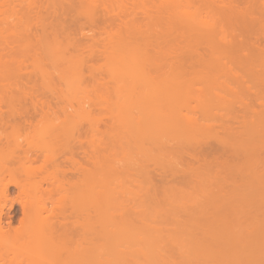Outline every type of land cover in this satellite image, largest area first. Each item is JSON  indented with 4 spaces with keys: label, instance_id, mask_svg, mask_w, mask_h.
I'll list each match as a JSON object with an SVG mask.
<instances>
[{
    "label": "rangeland",
    "instance_id": "obj_1",
    "mask_svg": "<svg viewBox=\"0 0 264 264\" xmlns=\"http://www.w3.org/2000/svg\"><path fill=\"white\" fill-rule=\"evenodd\" d=\"M2 1L3 5H1ZM2 1L0 2V105L3 104V101L6 102L10 97H13L12 95L18 91L15 90L17 88L16 85H19V83L20 85L24 84L25 78L26 82H28L27 86H36L37 89L40 88L39 93H34L33 91L37 90L32 88V92L35 95H29V98L32 97L31 103L33 99L36 101V97L39 96V99H44L46 102L50 100V102H52L51 105L55 108L54 111H56L55 114H52V121L49 119L40 121V117L38 116L39 118L37 117V119L34 120L35 124L33 128L19 129L18 131H16V129V132L8 128V135L6 137L1 136V133H4L5 130L1 128L2 132L0 131V136L2 138L0 140V148L22 145L25 149L42 148L44 150L45 156L40 158V160L30 163L32 168H36L33 177L31 176L32 181L40 180L46 177L48 172L52 174L54 173L52 171L55 170L57 176L61 178L63 176L59 169L72 165L71 163L65 165L67 164L65 163L59 168L56 166L58 163L62 162L64 155L63 153L61 155L57 153L60 156L56 155L55 157L52 155L53 150L58 149V144H60L55 143L50 134L54 130L53 125L55 123L58 124L59 121L64 120L63 118L68 115L70 119L74 118L77 121L80 120V129H85L87 127V120L97 122L101 118L102 120L100 121L104 120V124L99 122L100 124L97 126L99 127V132H97L98 134L95 132L97 135L94 133L95 136L98 137L94 139V147L100 149L95 150L94 148V151L97 152H94L95 158L96 160L98 158L100 160L97 161L99 162L97 163V167L105 164L102 167H98V171L95 169V173H97L94 179L93 189L97 197L94 208L98 220L96 227H102L99 219H103L106 213L110 212L112 218H110L106 224L111 228L125 229L124 237L114 241V243L118 244L119 248L126 252V257H128L129 261L132 262L134 255L131 253L134 251L137 252V256L140 259L143 261L147 260V264H264V112L260 114L251 112L256 104L255 109L258 110L259 107L260 110H262V108L264 109V104L262 106V104L258 103L263 96L259 97L255 94L260 98L259 99L254 94L246 95L245 93H247V91L244 92V94L242 93L244 95H242V97L240 96L241 92L237 94L240 97L236 95V100L234 99L236 96H231V100L234 99V103L236 104L237 102V106H239L238 102L243 103V100L244 103L249 102L250 104L258 100L256 104L250 105L248 110L250 108L251 110H249L250 112L248 115L246 114L248 110L247 112L245 111L246 113L244 111L241 112V107L238 109L236 106L237 110L240 112L231 111L235 113H233V116L230 115V110L228 111V109L224 108L227 105L224 106V103H221L222 101H216L217 97L211 94L210 96L200 95L202 90L199 91V87L203 84L199 80L191 79L192 83H190V89L183 86L176 89L177 85L175 86L176 79L174 74L176 71L173 67V62L175 61L173 57L176 54L175 51L178 48L183 51H188L190 48L192 49L199 34H203L206 30L208 31V27L213 26L210 25V23L212 24V22L215 23L216 21V19H214L215 16L217 19L221 18L219 16L220 14L213 15L216 11H214V13L212 12V8L209 6L210 4L206 5V2H200V0H34L36 4H34L33 0V3H30L31 0H28V2L30 1L29 3H27V0ZM214 1L213 4L217 2V0ZM252 1H254L258 7H256L257 9H259V7H264V0H251V2ZM248 3L249 2H247V4ZM44 4L48 8L45 7ZM240 5L242 7V3ZM219 6H221V3L218 4V6L216 4L217 8ZM213 7L215 6L213 5ZM262 9L264 10V8ZM259 10L256 12L258 13ZM257 13H254V15ZM260 15L258 16L257 14L258 17H260ZM43 17L45 18L43 19ZM261 20L263 19L261 18ZM220 23L222 22L220 21ZM215 25L217 26V24ZM215 25L213 27H216ZM262 28L264 29V26H262ZM257 30L259 31L258 28ZM262 31L260 29L259 33ZM220 32L222 31H219V33ZM219 33L217 36H219ZM173 50L174 52H172ZM36 52L39 55H35ZM167 53H172V55L173 53L175 54L173 57H170ZM87 55L93 56H89V58ZM35 60L38 62H35ZM262 60H264V58ZM262 63L259 67L264 69ZM19 68H22V74ZM39 68H41L40 71ZM91 69L93 70V75L91 74ZM263 69L262 71L264 73ZM173 70L175 72L174 74ZM24 71L25 73L27 72L26 74H28V76L25 75L29 77V81L24 75ZM18 72L22 76L18 74ZM28 72L32 73L30 74L32 76H30ZM42 75H44L45 78ZM41 78H44L43 82ZM101 78L103 79L102 81ZM99 79L100 82L97 84ZM44 82H46V85ZM29 83L31 85L34 83L35 86H31ZM24 85L26 87V83ZM24 85H22V87ZM30 87L29 90L31 91ZM24 89L25 88H23L22 93ZM44 89L45 91H49L44 92ZM41 90L42 92H40ZM19 92L21 93L20 90ZM44 93L45 96L43 95ZM262 94L264 95V92ZM214 95L216 96V94ZM211 96L214 98H211ZM29 98H24V100L28 101L30 100ZM240 98H242V100ZM223 99H225V97ZM263 99L261 101H263ZM53 102L56 104L54 105ZM160 105L162 109L160 108L161 110L159 113V110L156 109L157 107L159 109ZM2 106V111H8L7 105L3 104ZM153 107L156 109H153ZM30 108L32 109V107ZM225 109L229 113H227ZM237 113L239 115L242 114L244 117L238 116L239 119L235 118L237 117ZM161 114L164 116L163 118L166 119L167 117L169 122L165 119H160L164 124H159L160 121L158 122V120ZM227 114H229V116ZM150 115L152 122L147 123L144 118L148 119L147 116ZM155 115L159 117L157 120ZM224 116L228 117L226 118ZM182 117L187 120L189 118L198 119V121H205L206 123L208 122L207 118L211 119L212 117V119L209 120V124L210 122L212 123V121H215L217 124L216 126L210 124V126L213 125L211 127L212 129H210L209 126V128L203 129L202 124L205 122L198 125L201 122L196 121L199 127L196 128L199 130L197 132L194 131L199 141V138L203 137L205 141L202 140V142H207L206 140L208 138L211 141H209L210 146H206L207 149L204 147L206 151L204 152V149L202 150V152H204L203 154L207 152L205 158L202 157L204 156L202 154L200 157L204 158L203 161L207 159L206 165L210 164V166H212L209 168V165L206 166L205 163L200 160H198L200 164L195 162L198 164L197 167L201 166V170L203 169V164L207 167L204 168L205 174L209 171L213 172L211 174L209 172L206 175L209 177L210 187H204V185L200 183L198 186L197 182L199 181L197 179L194 184L192 183L194 181L190 179L191 177L188 179L187 176L185 177L187 181L189 180V183H186L185 180H183V172H179V169L184 166L181 167L180 164L176 165L179 159L177 162H175L176 159L175 161H173V159V162L171 159L170 161L168 160L173 156L171 155L172 151L170 153L171 157L167 155L169 153H166V156L163 155L165 153H163L162 150L159 152L156 151V149H158L157 146H161L159 142V145L156 144L157 146L154 143L155 141L152 142L153 140L151 142L154 145L151 142L145 145L147 148H152V146L156 147L153 149V153L150 151L151 148L149 151L146 149L148 151L147 153L143 150L146 148H144V143L146 144L151 136L147 134V131H144L147 128L142 129L143 126H139L138 118H142V120L146 121L144 122V124H147L146 126L151 124L150 126L153 128L150 129L153 130H155L154 122H158L155 126L162 133L160 132V134L157 129L155 131H158L159 136L162 137L161 135L164 133L165 136L167 135V130L170 128L172 129L174 124L179 125L184 122L186 125H188V123L191 125V122H188ZM225 119H232V121L230 120L232 123H229L230 121L223 122ZM112 122L114 128H112L109 133L108 131L106 133L104 131L106 130V123ZM166 122L173 123V125L171 124L172 127ZM226 122L229 123L230 131L233 129L234 133L235 131L238 132L235 134L233 132L226 133V128H228L224 127V123ZM184 123L182 124L184 125ZM207 125L205 124V126ZM111 126L113 127L112 124L110 127ZM222 126L225 132L221 131V129L223 130ZM140 127L146 132V138L139 135L137 137L135 134L140 132L138 131ZM175 127H173L174 130L178 128V126L177 128ZM180 127L181 125H179V130ZM183 127L185 128V126L181 128L183 129ZM214 127L219 131V133H216L220 135V138L227 140L228 145L230 144L229 147L225 146L227 143H225V145L217 143L219 138L216 135L212 136L210 134L211 130H215ZM95 129L97 128L95 127ZM149 131L148 132L152 134L156 133L155 131L153 133L152 130ZM132 133H134V135H132ZM142 133L140 135H142ZM212 133H215V131ZM231 133L233 135H230ZM173 135L175 136V134ZM173 135L171 136L173 137ZM153 136L154 135H152V137ZM167 137L168 141L169 136ZM173 138L175 139V137ZM158 139L164 142L161 138L158 137ZM225 140H223V142H225ZM178 141H180V139ZM220 141L222 143V140ZM174 142L177 143L176 140H174ZM150 143L151 146H149ZM169 143L172 144L170 141L168 144ZM184 143L182 144L184 145ZM118 144L120 145L119 147ZM114 145L118 148L116 147L115 149ZM165 145L163 143V146ZM184 146L183 148H185ZM171 147L174 148L175 146ZM167 148L163 150H167ZM227 148L228 152H232V154L235 152V154L230 156V153L227 152ZM224 149L226 150L225 152L223 151ZM119 150L120 152L118 153ZM138 150L140 151L138 152ZM154 150L157 154L154 153ZM208 150H210V152H208ZM19 153L20 151L15 148L11 155L13 159L10 158L11 156L8 157L7 155L8 158H5L4 155L1 156L0 154V164L4 162L8 164L10 168L13 167L14 163L16 164V157ZM137 153H140V155ZM159 153H161L163 157L159 156ZM212 153L216 156L218 161L220 158L221 163H224L220 165L221 163L216 161ZM106 154H108V156ZM127 154L129 155L128 157H126ZM103 155L107 156L109 160ZM178 155H180V153ZM79 156L80 155H76V158L80 161H84L83 155H81L82 157ZM100 156L105 159L107 158L106 160L109 162L104 158L101 159ZM113 156L114 158H112ZM208 156L211 160H209ZM129 157H131V159L134 157L135 159H133L135 161L139 159L138 164L143 165L142 163L144 162L147 166L149 164V167L156 169V171L158 168H161L162 170L159 169L158 171L159 175L160 173L164 174L165 170L167 176L164 175V178H166V181L162 180L165 184V186H163L164 190L161 186H158V183L164 185L158 174L154 173L156 179L150 176L151 180L149 181L151 184L148 183V180L142 176L141 178V174L139 175L136 171L142 169V171H139V173H142L150 168L147 169L145 166L144 170L141 167L140 169L139 165L136 164L137 162L133 164V159L130 160ZM222 157L223 161L221 159ZM226 157L229 158V160H227ZM232 158L234 160H232ZM110 159H113L112 161H115V163L111 164L112 161H110ZM224 160L226 163H229L231 160V167L235 164L234 168L230 170V167L226 166L228 163L225 164ZM181 161L182 160H180V162ZM193 161L194 160H192V162ZM208 161L210 162L208 163ZM158 162L159 164L163 162L161 165L162 167L157 164ZM215 163H218L220 166ZM27 164L29 165V163ZM116 164L117 167L114 166ZM181 164L183 165V163ZM251 164L252 166H250ZM130 165L131 167L135 165L139 169L136 170L137 167L130 168ZM118 167L120 168L118 169ZM125 167L126 169H124ZM185 168L186 166L181 170ZM50 170H52V173ZM116 170H118V173ZM124 170L125 172L122 173ZM214 172L215 176H217V180L216 178L214 180ZM131 173H137V176L134 174L130 175ZM77 174L78 173L73 176L72 173H69L70 180H79L81 177L78 179L76 176L80 174ZM171 174H174V177H179L177 180L176 178L173 179V176H170ZM24 177L26 176L23 172L20 173L15 171L14 173L5 168L0 169V210L5 204L4 211L6 214L3 216V221H5L3 226H5L4 228L10 229L11 232H19L25 229V227H27L26 225H29L31 222V219L28 217L21 221L23 216L21 213V204L15 201L20 199V197L23 200H27L30 194L21 193L14 185H11L8 190L3 192V187L5 183L15 178L22 179ZM167 178L169 179L167 180ZM212 179L215 183L212 182ZM175 180L179 183V185L177 184L178 186L175 185ZM183 184H185V186ZM186 184L188 185L186 186ZM55 185L56 184L53 186L55 187ZM170 185H175L174 190L176 191H174ZM41 186L42 189L40 188L41 191H39L38 194L41 197V203H39V205H46L47 207L46 211H42L43 215H47L51 211H61L62 209L58 208L57 205H61L63 202L61 199H64L68 192L71 196L70 192L72 190L70 191V189H68L69 191L66 193L62 188L61 190L56 189L57 191L53 190L51 195H49V189H53L52 184L50 185V182H43ZM65 186H67V189L69 184H65ZM85 187L87 186H83L81 182V186L79 187L81 188V193L85 192ZM200 189H203V191ZM78 192L79 195H82L80 194V190H78ZM51 196L54 201H50ZM150 196L156 199H152ZM211 197L216 198L210 199ZM66 198L67 199L64 201H69L72 196L71 198L69 196ZM59 200L62 202L60 203ZM209 201H211V204H209ZM63 203L66 205L65 203H67V201ZM11 205L12 207H10ZM8 213L9 215L13 213L14 217H16L14 218L15 221H13V224L10 226L11 228H8V223L6 224V222L9 221ZM30 225L33 227V223H30ZM30 225L26 228L27 230L30 229ZM12 242L18 243L22 241L3 240L2 243L0 241L4 246L0 249V252L1 250L2 252H6L8 247L7 244ZM2 259L3 258L0 257V262H2ZM131 262L129 263L131 264Z\"/></svg>",
    "mask_w": 264,
    "mask_h": 264
},
{
    "label": "bare ground",
    "instance_id": "obj_2",
    "mask_svg": "<svg viewBox=\"0 0 264 264\" xmlns=\"http://www.w3.org/2000/svg\"><path fill=\"white\" fill-rule=\"evenodd\" d=\"M202 1L206 2V5L210 4L209 6L212 8V12L214 13V11H216L213 15H215V14L219 15L220 14L219 16L221 18L217 19L216 16H215V18L213 17L214 19H216V21H215V23H213V22H212V24L210 23V25L214 26L215 24H217V26L215 25L216 27H213V26L209 25L210 27H208V31L206 30L203 34L200 33L199 37L196 38V41H195L192 49L190 48L188 51L187 50L183 51V50H179V48H178L175 51L176 54L173 53V55H172V53L171 54L167 53V54H169L170 57H173L174 54H175V56L173 57V59L175 60L173 62L174 63L173 67H174V70L176 71V73L173 70V74L175 73L174 77L176 79V81H175V83H176L175 86L177 85L176 89L180 88L182 86L187 88V89H190L191 88L190 83H192L191 79L199 80L203 84L201 87H199V89H200L199 91L202 90L201 91L202 93L200 95L203 94L202 96H204V95H207V96L209 95L210 96V94H211L212 96L217 97L216 101H222L221 103H224V106L227 105L224 108L228 109V111L230 110L229 111L231 113L230 115H233L234 112H240V111L241 112H243V111L247 112V110L250 107V105H254V103L256 104L258 102V100H257V102H254L253 104H250L249 102H245L244 103V100H243V103L238 102L239 106H237L236 105L237 102L235 104L234 103L235 102L234 99L235 100L237 99V96H238L237 94H239L240 92H241L240 96L242 97V95L246 91L248 93V94L245 93L246 95H251V94L255 95L256 94L259 97L263 96V98H264V95L262 94L264 92L263 91L264 90V73L262 71L263 68L261 69L259 67L261 65V63L264 62V60H262L264 58V32H263L264 29L262 28V26H264V21H263L264 20V10L262 8H264V7H259V9L261 8L262 10L261 9L260 10L257 9L258 7L254 3V1H252L253 2V5H252L251 0H247V1L246 0H222V1L219 0L221 2H219L217 0L218 3L216 2L215 4H213V2H215L214 0H208V1L207 0H200V2H202ZM8 2H9V0H8ZM29 2L27 0V3H29ZM33 2H34V0H33ZM33 2L31 0L30 3H33ZM247 2H249L250 4L249 3L247 4ZM220 3H221V6H219L217 8L216 4L218 6V4H220ZM239 3L240 4L242 3V7H241V5ZM34 4H36V3L34 2ZM1 5H3V1H2ZM213 5L215 7H213ZM39 6H40V4H39ZM44 6H45V4H44ZM45 7H47V6H45ZM252 7H253V9H252ZM257 10H259L258 13L256 12ZM43 11H45V10H43ZM46 12H47V10H46ZM49 13H51V12H49ZM254 13H257L258 16L260 14L261 15H260V17H258L257 14L254 15ZM37 15H38V13H37ZM40 15H43V14H40ZM45 15H47V14H45ZM48 15H50V14H48ZM50 16H52V15H50ZM45 17H43V19ZM56 18H57V16H56ZM261 18L263 20H261ZM219 20L222 23H220ZM218 26H220V27H218ZM211 27H213V28H211ZM259 27H261V28H259ZM219 28H221V29H219ZM257 28L259 29V31H260V29H261V31L263 29V31L259 33ZM215 29H217V30H215ZM213 31H214V33H213ZM219 31H222V32L219 33ZM211 32H212V34H211ZM218 33H219V36H217ZM221 33H223V34H221ZM217 38H219V39H217ZM36 47H37V45H36ZM172 52H174V50ZM164 54H166V53H164ZM35 55H39V54H37V52H36ZM91 56H93V55H91ZM84 60H85V58H84ZM36 61L37 60H35V62ZM262 64L264 65V63H262ZM40 69L41 68H39V71H40ZM19 70H21L20 72L22 74V68L21 69L19 68ZM25 71H30V70H25ZM25 71H24V75L27 73V72L25 73ZM89 71H90V69H89ZM92 71L93 70L91 69V72ZM31 72H32V70H31ZM41 72H42V70H41ZM18 74H20V73L18 72ZM30 74H32V73H29V75ZM91 74L93 75V72ZM26 75L28 76V74H26ZM30 76H32V75H30ZM42 76H44V75H42ZM44 78H45V76H44ZM44 78L43 79L41 78L42 82H43ZM91 78H93V77H91ZM27 80L29 81V77H27ZM102 80L103 79L101 78V81ZM24 81L26 83V87L24 85L25 84L24 82H21V83H24V84H22V85H24L23 87H22V85H20V83H19V85L17 84L18 86L16 85V87L18 89L16 87H14V88H16L15 90H18V91H16L17 96H16V93H14L12 95L14 98L10 97L11 98V99L9 98L10 101L8 100L6 102H4V101L2 102L3 104L7 105L6 107H8V111H6V112L2 111V107H3L2 105L3 104L0 105V109H1L0 110V131L2 132V130L5 129L4 133H1L2 135L0 134L1 136H5L6 137L8 135V133H7V129L8 128H10V129H12L14 131L16 129H17L16 131H18L19 129L20 130L21 129H28V128H31V127L33 128L34 124H35L34 120H36L38 116L40 117V118L38 117L40 121H42V120L45 121V120H48V119L50 121H52V118H51L52 114L56 113V111H54L55 108H53V106L51 105L52 102H50V100H49V102H46V100H44V99L43 100L39 99V96H38V97H36L37 100L34 101L35 99H33L32 103H31L32 97L31 98H29V97L30 96H34L35 92L39 93V89L40 88L37 89V87L35 86L34 83H33V85L36 87V89H35V87L27 86L28 82H26L25 78H24ZM98 82H100V79H99V81H97V84H98ZM30 83H29V85H31ZM44 83L46 85V82H44ZM33 85H31V86H33ZM102 85H101V87H102ZM27 87H28V89H27ZM29 87H30L31 91L29 90ZM42 87H45V86H42ZM23 88H25L26 90L24 89V91L22 93ZM32 88H34V90H37L38 92L37 91H33ZM19 90L21 91V93L19 92ZM46 91H49V90H46ZM46 91L44 89V92H46ZM40 92H42V90ZM214 94H216V96ZM37 95H39V94H37ZM43 95L45 96V93ZM212 96H211V98H214ZM227 96H228V98L229 97L230 98L228 99ZM231 96H233V97L236 96V98L231 100ZM240 96H238V97H240ZM258 96H256V97L259 98ZM19 97H20V99H19ZM27 97L30 100H28V101L24 100V98L26 99ZM224 97H225V99H223ZM218 98H219V100H218ZM250 98L252 99L251 96H250ZM250 98H248V99H250ZM263 98H261V100ZM240 99L242 100V98H240ZM261 100H259L258 103L262 104V106H263L264 99H263V101H261ZM29 101H30V104H29ZM228 101H230L231 103L228 102ZM27 102H28L29 105L27 104ZM55 104L56 103H54V105ZM259 104H258V106H259ZM233 105H234V107L237 106L238 109H239V107H241L240 109H242V110L238 111L237 107L235 109H233L234 108ZM256 105H254V108L252 106L253 109H252L251 112L252 113H256V114L257 113L260 114L261 112L263 113L264 109L262 108V110H263L262 111V110H260V107H259L258 110H257V109H255ZM29 106L32 107V109ZM229 107H231V108H229ZM160 108H161V105L159 106V109H158V107H157V109L153 107V109L159 110V113H160V110L162 109V108L161 109ZM226 109H225V111L227 112ZM29 110H32V111H29ZM233 110H234V112H231ZM249 110H251V108ZM249 110H248V113L245 112L247 115L250 112ZM229 112H227V113H229ZM227 115L229 116V114H227ZM155 116H156L155 118L157 120V118H159V117H157V115H155ZM161 116H162V114H161ZM161 116H160L158 122L160 121V119H165V118H163L164 116H162V117ZM222 116H223V114H222ZM228 116H224V117L227 118ZM238 116L244 117L242 114L239 115L237 113V117H235V118H238ZM142 118H144V117H142ZM142 118H138V121H139L138 124H140L139 126H141V127L143 126L142 129H144V128L146 129L147 128L148 130L146 129L144 131H147V134H150V136H151V138L149 140L147 139L148 140L147 143L146 144L144 143V148L146 147L145 145H147L148 142H151L152 140H153L152 142L155 141L154 142L155 145L158 144V142H159V144H161V146L159 144H158L159 146L156 145L157 148H158V149H156V151L159 152L160 150H162V152L165 153V154H163L162 152L161 153L163 155H165V156H166V153H169V154H167V155H169V157H171V155H173L171 158L168 159L169 161H170V159H171V161L173 159H174L173 161H175V159H176L175 162H177V160L179 159L178 160L179 162H180V160H182V161L180 163L177 162L178 164L176 163V165L180 164L181 167L182 166H184V167L186 166V168L184 170H181L184 167L179 169L180 170L179 172H181V171L183 172L182 173L183 174L182 176L184 177L183 180H185L186 183L187 182L189 183V180L187 181L185 176H187L188 179L191 177L190 179L192 181H194V182H192V181H190V182H192L194 184L196 182L195 180L197 179L199 181V182H197L198 186H199V183L201 185H204V187L205 186L208 187L209 185H211L210 184V180L208 179L209 177H207L206 175L210 172L209 168L212 165L210 166V164H207V165H209V168H208L209 172L206 171L207 174H205L204 168H207V167H205L207 159H206V161L205 160L203 161V159L205 158V155H207L206 154L207 152L205 154H203V153L207 149L206 146H208V145L210 146L209 143L211 141L208 138L209 140L207 139L206 140L207 142H202V140L205 141V139H203L204 137L203 138H199L200 139V141H199L198 137H196L197 135L195 136V132L194 131L197 132L199 130V129L196 128V127H198L197 126V122H196V121H198V119L195 120V119H190L189 118L190 119V121H189V119L187 120L186 118L182 117L183 119H186L188 122H191V125H189L188 122H187L188 125H186L184 122H182V123H184V125L181 122H180L181 124H179V122H178V124L181 125V127L185 126V128L183 127V129L180 127V130H179V125L174 124L176 126L175 127L173 125V123H167L166 122L170 126L172 124L173 127L177 128V126H178V128L175 129L176 130V132H175L174 128L171 126L173 130L171 128L168 129L167 133H166L167 135L165 136L164 135L165 133H164V134L161 135L162 137H160L159 134H158L159 130L155 126L158 122L157 123L154 122V127H155L154 129L158 130L156 132L155 130L150 129V128H153V127L150 126L151 124L149 125L150 127L146 126L147 125L146 123L144 124V122H146V121H147V123H151L152 122L151 115L147 116L148 119L144 118V120H146V121L142 120ZM63 119L64 120L60 119L62 121H59L58 124L55 123L53 125L54 130H53V132L50 133L51 136H52V140L55 143H60V144H58L60 149L58 148V149H54L53 150V152H52L53 157H55L56 155L60 156L62 153L64 155L63 159H62V162L58 163L57 165L55 164L57 166V168H59L61 165L65 164V163H67L65 165H68V163L72 164V165H69V167H66V168H63V169L62 168L59 169L62 172V176H63L61 178H59L57 176V174H56L57 172H55L56 170L55 171L50 170V172L52 171L54 173L51 172L52 174H49V172H48L46 177H44V178H42L40 180L32 181L33 173L36 170V168H32L30 163H32L33 161H36V160H40V158L45 156L44 150L42 148H33V149L32 148H30V149L27 148V149H25L24 147H22V145H18V146L14 145L15 147L11 146L10 148L7 147V146L3 147V148H0L1 156L4 155L5 158L7 157V155H8V157L11 156L12 153L14 152L15 148H17L18 151H20V153L16 157V161H15L16 164L14 163L13 167L10 168L8 166V164H5L4 162H2L0 164V169H4L5 168V169H8V170H11L14 173H15V171H18L20 173L23 172L26 177H24L22 179L15 178L14 180L5 183L4 187H3V192L8 190L11 185H14L15 187H17L19 189V191L21 193L30 194V196L28 197L27 200H23L20 197V199L15 200V201L19 202L21 204L22 212L21 211L20 212L23 214V216L21 218L22 219L21 221H23V219L28 217L29 219H31L30 223H33V227L31 226L32 224L30 225V223H29V225H30V229L29 230L26 229L27 227H29V225H26L27 227L24 226L25 229H22L19 232L18 231L11 232L10 229L4 228L5 226H3L4 222H5V221H3L4 220L3 216H4V214H6L5 211H4L5 204L1 207V210H0V241H1V243H2L3 240H6V241L7 240H17V241H22V242L8 243L7 244L8 247L6 249L7 251L6 252H2V250H1V252H0V257L3 258L2 262H0V264H130L129 262H131V261H129L128 257H126V252L124 250H121L119 248L118 244L114 243V241L121 239V237H124V234H125L124 230L125 229L122 230V229H117V228H111V227H109V225L107 226V224H106V223H108L109 219L112 218L111 213L110 212L106 213V215H105V217L103 219H101V220L99 219V221L101 222V226H102L101 228H98V226L96 227L98 220L96 218V214H95V209L94 208H95V205H96L97 197H96V194L94 193V189H93L94 182H95L94 179H95V176H96V173H97V172L95 173V171L97 170L98 167H102L105 164H102L101 166L97 167V163H99L97 161L99 160V158L97 157L98 155L96 156L98 159L96 160V158H95V153H97V152L94 151V148H95L94 147L95 146L94 145V143H95L94 139L98 138L97 136H95V134L97 132H99V130H98L99 127H97L100 124L99 122L104 124L103 123L104 120L100 121V120H102L100 118V120H98L97 122L95 121L96 123L93 120H87L86 121L87 127L85 129H80V123H81L80 120L77 121L74 118L70 119L68 117V115L65 118H63ZM139 119H141V120H139ZM169 119H170V117H169ZM207 119H208V122H207L208 125H207V123L205 121H204L205 122L204 123V122H201L200 120L198 122H201V123L198 124V125H201L202 123H204V124H202L203 125V129H206L208 126L210 127V129H212L211 127L213 125L214 126L217 125L215 123V121H212V123L210 122V124H213V125L210 126L209 120H211L212 117H211V119H209V118H207ZM149 120H151V121H149ZM165 120L168 121L167 117H166ZM217 120H218V118H217ZM230 120L232 121V119H230ZM230 120H226L225 119L223 122L230 121ZM174 121H175V119H174ZM231 121L229 123H232ZM161 123L164 124V122L160 121L159 124H161ZM174 123H176V122H174ZM229 123L226 122V123H224L225 125L223 124L225 128L228 127V128H226V133H230V132L234 133L233 129H232V131H230ZM109 124L110 125L112 124L113 127L112 126L110 127ZM205 124L207 126H205ZM106 125H107L106 126V130H104V131L106 133L108 131V133H109L110 130H112V128H114V124L112 122V123H106ZM95 127L97 129H95ZM141 127L138 130L140 132L139 133L137 132L138 134L137 133H135V134L137 135V137L139 135V136H142V137L146 138L147 134H145L146 132H144L141 129ZM224 127L222 126L223 130L221 129V131L225 130ZM1 128H2V130H1ZM194 128H195V130H194ZM214 129L213 130L215 131V133H212L214 131L211 130L210 134L212 136L216 135L219 138L217 143L225 145V143H227V140H225L223 138H220V135L217 134V133H219V131L216 130L215 127H214ZM96 130H98V131H96ZM149 130H152L153 133L155 131L156 133H154V134L149 133V132H151ZM160 132L161 131H159V133ZM173 132H175V133H173ZM237 132L238 131H235V133H237ZM141 133H142V135H140ZM151 134L154 135V136L152 137ZM168 134H170V135H168ZM173 134H175V136ZM132 135H134V133H132ZM155 135H156V138H155ZM171 135H173V137H175V139ZM230 135H233V134L231 133ZM1 136H0V140L2 138ZM163 136H165V137H163ZM167 136H169V140L168 141H167V138H168ZM95 137H97V138H95ZM158 137L161 138L164 142H161L158 139ZM217 137H215V138H217ZM139 138H141V137H139ZM171 138H173V139L170 140ZM178 138L180 139V141H178L179 140ZM174 140H176V142L177 143L179 142V143L178 144L175 143ZM186 140H188V141H186ZM220 140H222V143H221ZM223 140H225V142H223ZM169 141L172 142V144L171 143L168 144ZM61 142H62V144H61ZM96 143H97V141H96ZM151 143H150L149 146H151ZM163 143H164V145L166 143V145L163 146ZM182 143H184V145H188V144H190V145L184 146ZM181 144H182V146H181ZM116 145H117V142H116ZM136 145H138V144H136ZM179 145H180L181 148L179 147ZM229 145L227 143V145H225V146L229 147ZM119 146L120 145L118 144V147ZM171 146H175V147L173 148ZM183 146L185 148H183ZM61 147H63V148H61ZM116 147L117 146H115V149H116ZM153 147L154 146H152V148L150 147L151 149L146 147L143 150H145L146 152L145 151L144 152L147 153L149 151V149H150L151 153H153V149L156 148V147H154V148ZM167 147H169V148H167ZM204 147L206 149H204ZM164 148H167V150L166 149L163 150ZM176 148H177V150H176ZM96 149L100 150L98 148H95V150ZM120 150L118 151V153L120 152ZM143 150H142V152H143ZM175 150L178 151V152H176ZM202 150L204 152H202ZM211 150H212V148H211ZM115 151H117V150H115ZM139 151L140 150H138V152ZM164 151H168V152H164ZM171 151H172V154L170 155ZM223 151L225 152L226 150L224 149ZM208 152H210V150H208ZM227 152H228V148H227ZM57 153H59L60 155L57 154ZM134 153H133V155H134ZM154 153L157 154V152H155V150H154ZM161 153H159L160 154L159 156L163 157V155ZM179 153H180V155H178ZM228 153H230V156L235 154V152H233V154H232V152H228ZM125 154H126V150H125ZM137 154L140 155V153H137ZM201 154L204 155V156H202L204 158L200 157ZM76 155H80L79 157H82L81 155H83V158H84L85 162L83 160H81V161H83V162H81L79 159H77ZM106 155L108 156V154H106ZM133 155H131V156H133ZM225 155H227V154H225ZM103 156H105V155H103ZM107 156H105V157H107ZM114 156L112 158H114ZM128 156L129 155L127 154L126 157H128ZM177 156H179V157H177ZM57 157H56V159H57ZM100 157H101V159L104 158L102 156H100ZM211 157H213V156H211ZM227 157H229V156L227 155ZM10 158L13 159V156H11ZM83 158H81V159H83ZM129 158H130V160H132L134 157L132 159H131V157H129ZM157 158H159V157H157ZM214 158L216 159V161L218 163H221L219 157L218 158H219L220 162L217 160L215 155H214ZM229 158H227V160H229ZM134 159H133L134 162L132 161L133 164H135L137 162L136 164L139 165V168L141 167L144 170V168L146 166L147 169H149V168L150 169L146 170V172L143 171L142 173L141 172L139 173V171H142L141 168H140L141 170H138V171H136V170L139 169V168L137 166H135V165L134 166L132 165V167L130 165L129 166L130 168H133V167L136 168L137 167L136 170L135 169L134 170L136 172H138L139 175L141 174L140 177L141 176L143 178L145 177L148 180V181L146 180L148 183H150L149 180H151L150 176H153V177H155L154 179H156V175L155 174H158V171L161 168H158L157 171H156V169H154L152 167H149V164L147 166V164H144L145 163L144 162V163H142L143 165H141V164H138L139 159H137L136 161ZM191 159L194 160L193 161L194 163L198 162L199 164H200V162L198 160L203 161L205 163V165L203 164V167H202L203 169L201 170V166L197 167L198 164L195 163L196 164L195 165L192 162ZM221 159L223 161V157ZM107 160H109V158ZM112 160L110 159V161H112ZM209 160H211L210 157H209ZM232 160H234V159L232 158ZM143 161H144V159H143ZM95 162H96V164H95ZM107 162H109V161H107ZM209 162L210 161H208V163ZM231 162L232 161L230 160L229 163L227 162L228 165H226L227 167H230V170L232 168H234V166H235V164H233L232 167H231V164H232ZM27 163H29V165ZM113 163H115V161H112L111 164H113ZM181 163H183V165ZM184 163H185V165H184ZM218 163H215V164H218ZM223 163H221L220 165H222ZM227 163L225 161V164H227ZM157 164H159V162ZM162 164H163V162H162ZM162 164H159V165L161 166ZM65 165H64V167H65ZM107 165H108V163H107ZM155 165H156V163H155ZM201 165H202V162H201ZM220 165L218 164V166H220ZM114 166L117 167V164L114 165ZM226 166H224V167H226ZM250 166H252V164ZM119 168L120 167H118V169ZM178 168H179V166H178ZM115 169H117V168H115ZM124 169H126V167ZM153 169H154V171H153ZM37 170H38V168H37ZM163 170H164V168H163ZM116 172L118 173V170H116ZM124 172H125V170L122 171V173H124ZM130 172H132V171H130ZM69 173H72L73 176L76 175V173H78L77 175H79V174L80 175L76 176V177H78V179L80 177L81 178L79 180H74V181L70 180L71 178H69ZM126 173H127V170H126ZM151 173H153V174H151ZM211 173H213V172H210V174ZM133 174L131 173L130 175H133ZM136 174L137 173H135L134 175H136ZM164 175H166L165 170H164V174L163 173H160V175L158 174V176H160L159 178H161V181L162 180L166 181V178H164L165 177ZM170 176L171 177L173 176V179L176 178V180L179 177V176L174 177V174L173 175L171 174ZM210 176H212V175H210ZM214 176H215V172H214ZM193 177L194 178L197 177V178L194 179ZM83 178H84V180H83ZM215 178L217 180V176L214 177V180H215ZM168 179L169 178H167V180ZM176 180H175V182H176ZM180 180H182V179H180ZM214 180L212 181L213 183H215ZM157 181H156V183H157ZM163 181H162V184H164ZM43 182H50V185L52 184V188L53 189H49L50 190V191H48L49 195H51V192H53V190H56V189H58V190L60 189L61 190V188H62V190H65L66 193H67V191H69L68 189H70V191L72 190L70 192L72 198L68 194L69 193L68 192L67 196H65L64 199H61L63 202L67 201V203H65L66 205H64V203L59 200L60 203L61 202L62 203L59 206L57 205V207L61 208L62 209L61 211H59V212L51 211L49 214L43 215L42 211H44V210L46 211L47 207H46V205H41V206L39 205V203H41L40 202L41 197H40V195H38L39 191H41V189H42L41 185H42ZM81 182H82L83 186H87V187H85L86 188L85 192H83L85 194L81 193V188H79L81 186ZM185 182H183V183H185ZM54 184H56L55 187L53 186ZM65 184L66 185L69 184V187L67 189H66L67 186H65ZM177 184L179 185L178 182L175 183V185H177ZM171 185H173V184H171ZM183 185L185 186V184H183ZM187 185L188 184H186V186ZM158 186H161L162 189H163V186H165V184L161 185V184L158 183ZM174 186H171L173 188V190H174ZM56 187H58V188H56ZM150 187H149V189H150ZM196 187H197V184H196ZM63 188H65V189H63ZM175 188H177V187H175ZM198 188H200V187H198ZM78 190H80V194H82V195L78 194L79 193ZM200 190L203 191V189H200ZM151 191H152V189H151ZM174 191H176V190H174ZM202 191H201V193H202ZM65 192H64V194H65ZM210 192H212V191H210ZM62 193H63V191H62ZM198 193H199V191H198ZM206 193H208V192H206ZM68 196L71 199L69 201L68 200L64 201L65 199H67L66 197H68ZM213 198H216V197H213ZM213 198L211 197L210 199H213ZM152 199H156V198L154 197ZM50 201H54L52 196L50 197ZM209 202H210L209 204H211V201H209ZM13 203H14V201H13ZM10 207H12V205ZM9 213H8L9 221H8V218H7L8 222H6V224L8 223V225H7L8 228H11L10 226L13 224V221H15L14 218H16V217H14V214H15L14 212H13L14 214L12 213L10 215H9ZM1 243H0V249L4 247L3 244H1ZM5 245H6V243H5ZM131 254L134 255L131 264H147V260L143 261L142 259H140L137 256V252L133 251V253H131Z\"/></svg>",
    "mask_w": 264,
    "mask_h": 264
}]
</instances>
